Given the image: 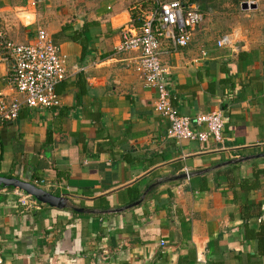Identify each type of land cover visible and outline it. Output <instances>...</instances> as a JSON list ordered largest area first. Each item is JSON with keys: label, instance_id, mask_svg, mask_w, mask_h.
Instances as JSON below:
<instances>
[{"label": "crops", "instance_id": "obj_1", "mask_svg": "<svg viewBox=\"0 0 264 264\" xmlns=\"http://www.w3.org/2000/svg\"><path fill=\"white\" fill-rule=\"evenodd\" d=\"M242 4L234 19L203 13L186 47L160 43L173 106L223 113L222 142L201 143L167 138L138 52L115 51L151 0H0L8 38L29 44L43 28L67 72L59 107H24L0 126V176L66 199L25 210L0 189V264H264L244 230L264 221V173L240 188L264 170V0ZM213 18L226 24L214 40ZM223 35L238 48L216 47ZM6 72L0 60V96L21 101Z\"/></svg>", "mask_w": 264, "mask_h": 264}, {"label": "built area", "instance_id": "obj_2", "mask_svg": "<svg viewBox=\"0 0 264 264\" xmlns=\"http://www.w3.org/2000/svg\"><path fill=\"white\" fill-rule=\"evenodd\" d=\"M43 0H31L37 7ZM203 19L195 6H184L179 0H151L146 11L136 14L134 21L124 26L116 53L138 52L132 66L144 85L156 92L154 110L168 122L166 136L176 141L187 140L206 142L212 138L222 142L224 117L221 111L199 113L193 118L182 115L172 104L167 89L168 71L160 61V43L169 42L173 49L186 47L194 31ZM218 48H238L237 42L229 35L220 36L215 42ZM64 56L47 32L38 27L35 40L29 44L11 41L0 29V60L6 66L8 84L22 100L0 96V126L18 118L22 108L49 109L60 106L56 86L65 79ZM204 128L205 130H201ZM188 171L185 176L188 179ZM43 180H35L34 186L43 185ZM3 192L8 188H0ZM18 197V203L25 209H34L39 202L26 193L10 189ZM163 246L164 243L161 242Z\"/></svg>", "mask_w": 264, "mask_h": 264}, {"label": "trees", "instance_id": "obj_3", "mask_svg": "<svg viewBox=\"0 0 264 264\" xmlns=\"http://www.w3.org/2000/svg\"><path fill=\"white\" fill-rule=\"evenodd\" d=\"M182 5L187 6L194 4L196 9L200 13L208 12L212 9V5L216 0H179ZM247 0H242L238 4L246 3ZM136 14H132V20L134 21L135 25L138 26L139 24L135 20ZM260 173H264V170L255 171L253 178L251 180H241L240 188L248 190V186H255L254 183L257 180V177ZM3 188V187H0ZM10 189V188H8ZM252 204L249 208H252ZM248 219H245V239L248 241H256V248H257V255L259 257H264V221H260L259 225L256 228H250L247 223ZM209 264H225L224 262H211Z\"/></svg>", "mask_w": 264, "mask_h": 264}, {"label": "water", "instance_id": "obj_4", "mask_svg": "<svg viewBox=\"0 0 264 264\" xmlns=\"http://www.w3.org/2000/svg\"><path fill=\"white\" fill-rule=\"evenodd\" d=\"M249 7V4H242L243 9H247ZM0 187L15 189L20 193H26L36 199L39 203L46 204L51 207L61 209L66 206V199L64 196L51 194L40 187H36L15 178L0 176Z\"/></svg>", "mask_w": 264, "mask_h": 264}, {"label": "rangeland", "instance_id": "obj_5", "mask_svg": "<svg viewBox=\"0 0 264 264\" xmlns=\"http://www.w3.org/2000/svg\"><path fill=\"white\" fill-rule=\"evenodd\" d=\"M240 1H242V0H216L212 5V9L208 12L216 11V13H221L223 11V9L224 10H230V13H233V14L230 15L229 18L234 19V16H237V13L239 12V4L238 3ZM230 4H232L233 6H231ZM191 5L195 6L194 4H191ZM228 5H229V7H227ZM208 12H205V13H208ZM209 24L211 25L209 27L213 29V36H214L213 40L226 30L225 29L226 24H224L221 19H215V18H213L212 20L210 19Z\"/></svg>", "mask_w": 264, "mask_h": 264}]
</instances>
